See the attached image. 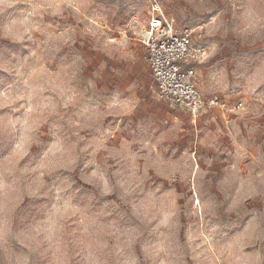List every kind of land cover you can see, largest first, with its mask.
I'll use <instances>...</instances> for the list:
<instances>
[{
  "label": "clouds",
  "instance_id": "obj_1",
  "mask_svg": "<svg viewBox=\"0 0 264 264\" xmlns=\"http://www.w3.org/2000/svg\"><path fill=\"white\" fill-rule=\"evenodd\" d=\"M0 264H264V0H3Z\"/></svg>",
  "mask_w": 264,
  "mask_h": 264
},
{
  "label": "built area",
  "instance_id": "obj_2",
  "mask_svg": "<svg viewBox=\"0 0 264 264\" xmlns=\"http://www.w3.org/2000/svg\"><path fill=\"white\" fill-rule=\"evenodd\" d=\"M155 71L161 81H167L169 79V73L164 65V58L158 56L154 62Z\"/></svg>",
  "mask_w": 264,
  "mask_h": 264
},
{
  "label": "rangeland",
  "instance_id": "obj_3",
  "mask_svg": "<svg viewBox=\"0 0 264 264\" xmlns=\"http://www.w3.org/2000/svg\"><path fill=\"white\" fill-rule=\"evenodd\" d=\"M3 2V0H0V3H2ZM14 14V11L12 10V9H10L9 11H8V13H6V15L7 16H11V15H13ZM203 166V165H202Z\"/></svg>",
  "mask_w": 264,
  "mask_h": 264
}]
</instances>
